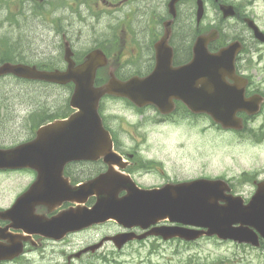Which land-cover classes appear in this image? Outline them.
Returning a JSON list of instances; mask_svg holds the SVG:
<instances>
[{
  "label": "flooded vegetation",
  "instance_id": "1",
  "mask_svg": "<svg viewBox=\"0 0 264 264\" xmlns=\"http://www.w3.org/2000/svg\"><path fill=\"white\" fill-rule=\"evenodd\" d=\"M8 1L16 5L18 13L28 8L36 14L43 24L45 35L42 34V38L57 44L50 53L56 50L61 64L48 62V59L41 62L31 60V64H37L45 70L51 67L65 69L66 42L71 46L77 62L82 61L89 51L100 47L109 60L119 67L118 75L123 80L133 75L146 76L153 71L158 60L157 45L165 35V21L172 18L168 8L170 0H164L162 7L158 6V0ZM203 2L200 19L198 0L177 2V15L169 40L173 49V64L188 63L194 56L197 40L202 58L219 54L222 67L215 71L222 77L213 80L214 83L209 85V88H212L209 100L213 105L215 103L225 107L218 110L219 116H234L236 122L244 123V128L226 129L209 113H192L186 103H181L183 117L199 118L208 122L207 128H214L219 134L246 136L255 147L264 149V10L263 16L253 12L251 0ZM222 5H233L234 13L226 15ZM78 23L91 28L96 37H102L99 43H95L94 47L83 55L75 45ZM101 25L104 31L99 32ZM16 39L19 38H0V64L3 63L2 59L4 62L11 59L1 58L4 54L2 46L4 50H12L10 55L12 59L13 56L16 57L13 59L16 62L29 63L28 50L19 51L12 47ZM26 47V44L22 45V49ZM231 59L235 60L234 70L223 67ZM127 66L132 69L126 70ZM107 74V69L101 71V83H104L103 79ZM8 79L29 85L14 86L15 83H8L10 86H5L4 89L11 92V100L7 94H2L5 92L0 91V251H9L13 255L17 254L18 250L22 251L12 259L0 260V264H78L81 259L98 264L99 261H109L108 256L104 255L107 244L116 247L114 250L120 254H125V249L133 244L137 245L139 251L145 248L148 254L145 262L150 264H231L229 258L222 260L214 252L218 250L217 246L222 244L236 248L237 242L233 240H222L217 235H203L195 240L180 236L169 238L164 233L149 235L150 229L155 226L190 227L181 223L165 220L148 228H127L115 220H109L76 227L71 220V214L65 213L76 208L77 201L62 200L58 196L61 186L78 185L92 180L107 172L110 165H118L109 162L117 160L104 157L71 160L62 166L61 156L56 155L52 147L46 148L45 140L38 138V134L43 125L61 118L63 111L54 108L51 112L52 109L46 107L45 101L38 98H45L44 88L48 86L68 88V92L73 90L74 86L26 79L13 74L0 76L1 81ZM206 82V79L201 80L203 89L200 91L199 100L205 98ZM3 87L0 85V89ZM13 87L30 88L32 92L36 89L38 96L29 93L26 99L31 102L21 108L18 106L20 93H13V89H9ZM26 91L28 92V89ZM120 99L126 100L130 105L128 99ZM68 105L69 102L67 107ZM103 111H106L105 105ZM71 112L70 106L66 115ZM157 112L159 121H170L174 118L172 114ZM116 136L120 141L117 149L122 164L118 165V169L130 173L139 186L148 188L183 180L169 169L163 160L155 158L140 147L143 145V142H140L142 138L138 139V142L123 143L119 135ZM43 137L46 139L45 135ZM51 137L52 135L48 134L47 139L50 140ZM61 168L64 170V177ZM216 178L227 180L232 188L231 192L245 195L247 201L251 200L259 187L263 188L264 195V165L243 170L241 174L233 176L224 170ZM116 186L120 197L127 193L124 184L119 183ZM82 198L85 207L93 206L98 199L97 195ZM62 214L65 215L64 218ZM120 233H129L134 235L135 239L119 248L113 238ZM202 241L213 250H207ZM249 249L257 253L264 252V240L261 239L260 247L249 244ZM158 251L162 252L165 261L156 263L151 260V255Z\"/></svg>",
  "mask_w": 264,
  "mask_h": 264
},
{
  "label": "water",
  "instance_id": "2",
  "mask_svg": "<svg viewBox=\"0 0 264 264\" xmlns=\"http://www.w3.org/2000/svg\"><path fill=\"white\" fill-rule=\"evenodd\" d=\"M176 1L172 0L170 3V11L174 14H176ZM223 7L226 15L234 13L233 7L225 5ZM200 13H202V7ZM165 28L166 33L165 38L160 43L162 44L160 47L161 54L157 68L144 78L136 76L128 81H121L112 72L108 83L98 88L95 87L94 81L97 69L108 63L107 57L101 49L91 51L85 61L79 65H75V61L71 58L73 52L67 51L66 59L69 61V66L65 71H43L36 66L7 62L0 66V75L11 72L27 78L45 79L58 83L74 81L76 89L72 95L71 104L73 107L78 108V111L68 119L58 120L50 126L47 125L46 128H60L61 135L58 138L60 143L56 146V149H59L58 152L61 151L63 156L68 159L96 158L99 155L108 156L104 153L108 148L103 143L109 139V147L111 148L112 140L98 111L103 95L109 93L129 96L135 103L144 105V103L141 104L142 102H140L138 96L150 95L153 97L154 94L156 98H166V101L158 104L161 111L171 112L174 109L173 97L183 100L185 92H198L197 82L198 77L201 76L199 70L206 68L210 73L212 69L218 67V64L211 59H206L205 65L202 64L198 52L189 64L178 68L171 67L173 55L171 52L169 53L165 44L171 37L172 20L165 23ZM209 73L205 75L206 78L211 77ZM188 76H190L189 80ZM141 87H144V90L137 93L135 90ZM198 100L199 94L188 99L193 111L198 112L202 109L208 112L212 109L213 111L210 113L213 117L216 120L221 119L209 104L202 105V108H199ZM146 103H151V101L147 100ZM221 121L224 122L225 127L231 126L226 120L221 119ZM84 150H88L90 154H84ZM114 181H120L119 177L107 173L92 183L87 182L80 186L88 194L93 192V188H103L94 208L86 211L83 219H89L91 223L113 217L125 225L142 224L146 226L149 224V220L164 216L172 221L207 227V231H204L207 234L218 233L223 237H231L239 242L258 244L257 237H253L246 224H254L262 231L264 214L259 213L258 208L264 206V204L256 200L251 204H244L243 200L239 199H228L226 203L220 204V200L223 199L221 195L224 190L222 188L223 181L197 179L172 187L150 190L139 189L136 185H133L132 188L127 186L130 192L123 199L116 198V189L112 190V186L115 187ZM76 191L77 187L70 189L63 186L61 198L70 197ZM235 222L239 223L237 229H229L228 225ZM83 223L84 221L75 225L80 226ZM220 226L221 229L225 228V230L221 232ZM172 231L174 234L177 232L183 233L182 236L187 239H195L202 233L197 229L182 232V229L175 228ZM124 237L120 236L119 239H116L119 246L127 240V237Z\"/></svg>",
  "mask_w": 264,
  "mask_h": 264
},
{
  "label": "rangeland",
  "instance_id": "3",
  "mask_svg": "<svg viewBox=\"0 0 264 264\" xmlns=\"http://www.w3.org/2000/svg\"><path fill=\"white\" fill-rule=\"evenodd\" d=\"M163 3L164 0H158L159 7H162ZM15 6L11 1L0 0V38L3 40L7 37H18L19 39H16L12 44L13 48L19 49V51L28 50L29 57L27 61L29 63L31 60L41 62L48 59V62L61 64L62 62L56 50L50 53L51 50L57 47V44L49 39L42 38L44 37L42 35L44 34V28L40 18L30 12L28 8L18 13ZM253 6V12L263 16L264 0H254ZM87 22L89 25L90 20ZM102 31H104V28L101 25L99 26V32ZM75 33H77V43L75 45L81 55L94 47L95 43L102 40L101 36L97 35L96 37L91 28L84 24L78 23ZM23 44H26L27 47L22 49ZM4 52L2 46V53ZM43 53H46V55ZM131 69L130 66L126 68V70ZM8 83H15L14 86L29 85L22 81L15 82L13 79L0 80V85L4 86L0 91L5 92L2 94H7L10 100L11 92L4 89L5 86H10ZM25 88H9L10 90L13 89V93H20V99L23 101L20 100L18 106L21 108L29 103L30 100L26 99L29 93L38 96V90L34 89L32 92L30 88H26L28 89L27 92ZM69 95L68 88L48 86L44 88L45 98L38 99L45 101L46 107L52 109L51 112L54 108L65 111L67 110ZM106 105L111 125L119 132L123 142H133L129 140L131 134L146 139L141 148L146 149L155 158L163 160L169 169L178 174L180 179L197 178L205 173L207 175H218L224 170L233 176L241 174L243 170L264 165V153H261L259 147H255L252 141H234L230 137H224L225 134L219 136L210 127V129L207 128L208 124L198 119L190 120L179 116L172 123L153 124L151 118L155 116V112L151 108L147 109L144 115H138L134 108L128 106L122 100L108 99ZM202 245L209 251L213 250L204 241H202ZM105 248L104 255L108 256L109 261H99L98 264H150V262H145L148 255L147 250L143 248L139 251L136 244L126 248L125 254L118 253L114 250L116 247L111 244H107ZM160 248L163 250L162 247ZM216 249L218 250L214 253L220 256L222 260H228L229 258L231 264H264V254L252 252L242 245L229 248L228 245L222 244L220 247L217 246ZM165 259L162 252L159 251L151 255V260L156 263L165 261ZM78 264H91V261L81 259Z\"/></svg>",
  "mask_w": 264,
  "mask_h": 264
}]
</instances>
